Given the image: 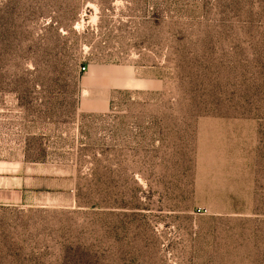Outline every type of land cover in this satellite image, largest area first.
I'll use <instances>...</instances> for the list:
<instances>
[{
  "label": "rangeland",
  "instance_id": "1",
  "mask_svg": "<svg viewBox=\"0 0 264 264\" xmlns=\"http://www.w3.org/2000/svg\"><path fill=\"white\" fill-rule=\"evenodd\" d=\"M0 264H264V0H0Z\"/></svg>",
  "mask_w": 264,
  "mask_h": 264
}]
</instances>
